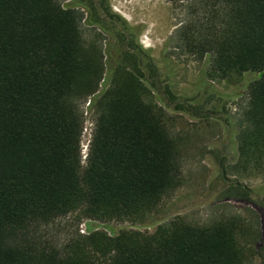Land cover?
<instances>
[{"label":"trees","instance_id":"1","mask_svg":"<svg viewBox=\"0 0 264 264\" xmlns=\"http://www.w3.org/2000/svg\"><path fill=\"white\" fill-rule=\"evenodd\" d=\"M87 3L0 0V264H244L232 221L198 225L176 217L143 229L179 183L177 147L162 111L143 99L150 71L143 72L134 39L124 36L133 51L129 66L86 43L82 9L88 25L120 20L108 0ZM184 6L195 18L179 29V41L209 58L211 77L260 75L249 86L237 140L240 169L261 171L264 0ZM85 100L94 123L83 160ZM67 216L116 225L72 234L62 246L39 233Z\"/></svg>","mask_w":264,"mask_h":264},{"label":"rangeland","instance_id":"2","mask_svg":"<svg viewBox=\"0 0 264 264\" xmlns=\"http://www.w3.org/2000/svg\"><path fill=\"white\" fill-rule=\"evenodd\" d=\"M71 1L62 0V6L69 7ZM80 1L89 7L88 0ZM187 1L108 0L111 13L121 21L101 14L105 17L99 27L87 24L88 12L82 9L83 37L87 44L95 43L102 51L110 49L118 63L125 66L131 60L127 52H133L124 44L125 38L134 39L143 51V72L146 75L150 71L144 78L147 88L143 99L162 111L177 147L179 183L162 198L143 229L152 232L157 225L176 217L198 225L229 220L238 227L244 264H264V169H240L237 140L249 86L260 75L233 73L224 79L209 75V58L187 52L179 41V29L195 18L184 6ZM107 76L99 92L108 87ZM80 109L84 117V160L94 111L88 109V100L81 102ZM115 225L67 216L41 227L39 233L62 246L72 234L86 235Z\"/></svg>","mask_w":264,"mask_h":264}]
</instances>
